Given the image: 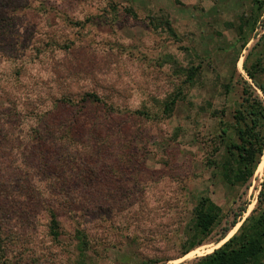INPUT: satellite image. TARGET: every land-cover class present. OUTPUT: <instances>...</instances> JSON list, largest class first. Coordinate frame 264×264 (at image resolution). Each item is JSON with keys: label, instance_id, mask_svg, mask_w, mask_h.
<instances>
[{"label": "rangeland", "instance_id": "obj_1", "mask_svg": "<svg viewBox=\"0 0 264 264\" xmlns=\"http://www.w3.org/2000/svg\"><path fill=\"white\" fill-rule=\"evenodd\" d=\"M164 16L174 33L155 27ZM56 45L62 47L51 49ZM192 67L198 73L190 82ZM255 81L264 85V0H0V202L9 208L1 216L25 236L10 245V264H83L67 232L61 242L44 238L47 218L35 203L65 205L64 195L51 191L80 195L77 214L86 222L113 202V231L106 236L113 246L96 248L89 264L149 257L190 264L221 246L264 204V162L258 171L264 152L247 185L231 186L216 168L222 128L232 132L244 90L264 104ZM179 90L184 97L167 116L162 107ZM86 92L121 108L113 111V145L87 155L95 166L86 158L75 162L78 168L61 165L64 152L78 148L81 155L94 146L84 127L75 135L78 144L61 142L56 130L38 146L34 129L45 126L26 113L49 110V97L77 101ZM38 98L44 100L34 105ZM61 111L50 124L72 122ZM84 164L94 169L92 181L61 178L83 173ZM201 195L222 208V220L203 244L180 256ZM65 209L60 219L70 232L76 217ZM0 252V260L10 256Z\"/></svg>", "mask_w": 264, "mask_h": 264}, {"label": "trees", "instance_id": "obj_2", "mask_svg": "<svg viewBox=\"0 0 264 264\" xmlns=\"http://www.w3.org/2000/svg\"><path fill=\"white\" fill-rule=\"evenodd\" d=\"M131 10L132 9L129 11ZM159 19L160 24H155V27L161 25L174 33L168 18L164 16ZM152 24L154 23L152 22ZM61 47L62 45H56L51 49L55 50ZM197 73L198 68L192 67L187 74V81L192 82ZM248 74L254 79V72L248 70ZM257 86L261 88L264 93V85L258 83ZM244 91L242 108L235 114L236 123L232 132H230L228 128H222L221 138L222 141H224V152L222 159L217 162L216 165V168L222 175L224 181L231 186H244L251 181L264 152L263 100L259 98L258 95H254L253 92H249V89L247 88ZM6 97L9 100L14 99L13 96ZM183 97L184 94L183 92H180V90L171 95L162 107L163 113L167 116L171 115L173 109ZM49 98L52 103L49 110L35 108L31 113H26L29 116L35 117L39 123H42L45 126L44 128L39 127L34 129L33 137L41 140V143H37L39 144L38 146H42V143H44L50 135L53 136L56 130L59 134L58 139H60L61 142L65 143L70 141L73 144H78L75 135H77L78 129L82 126L84 127V134L82 135L86 136L94 146L89 151L81 152V155H79L78 148V152L75 150L64 152V155L59 161L61 162V165L62 163L68 165L67 162H69L72 163L73 167L78 168L75 162L79 161L80 166L85 162V158L86 160H91V157L93 156L97 157L98 154L102 155L104 150L108 152L106 146H103L105 144L113 145V128L111 125L113 124V111H121V108L118 107L117 110L113 107L112 101H109V103L108 100H104L96 92H86L77 101L66 96L60 97L59 99L52 97ZM42 100H44V98L36 99L34 105H38V102H41ZM122 108L124 107L122 106ZM60 110H62L61 112L68 113L72 122H59V118H57L56 123L50 124L49 122L57 117ZM125 110L128 111L129 109L126 108ZM137 111L138 113L147 116L149 115L148 110ZM60 116L64 117V113H61ZM81 122H83V124H81ZM57 123H59L57 126H51L56 125ZM88 154L92 156L87 158ZM92 160L90 161V165H93L92 163L95 162V159ZM94 164H98V162H95ZM80 169L83 173L78 171V174L73 173L69 176H62L61 178L66 180V182H73L74 179H78V181L79 179L81 181H92V173L94 169L90 168L92 169L90 172L86 171L85 164ZM57 178L60 177L57 176ZM32 194L36 198H40V195L33 193V191ZM51 194L54 196L59 195L60 197H63L64 195L65 205L61 202L53 204L46 202L42 206L41 204L39 205L38 202L35 203L34 208L36 209V207H39L40 209H43L47 218L44 238H49L52 242H61L62 236L67 232L72 240L70 245L74 247L73 250L76 255L75 257L83 264H89L90 260H94L96 255L95 252H97L99 247L107 250L113 246V242L111 243L113 239H106V236L113 231V202L110 205H107L104 210H97L98 219L93 217L90 221L86 222L80 219L82 218L81 214H77L80 209V195H74L72 192L61 194L60 192L55 191H51ZM260 195L263 196L259 199L262 203V200H264V188L261 190ZM77 198L79 199V202H77ZM2 205L3 203L0 202V251H6L10 256L6 254L7 258L5 257L1 259L0 263L10 264L13 257L11 253L8 252L10 245L15 241V238V244L22 243V238L25 236L15 235L17 232L13 230L11 231V228H9L12 225L6 224L3 221L1 213L5 214V210L8 211L9 208L8 206H6L7 208L2 207ZM57 205H61V207L56 208ZM259 205L258 211L248 216L237 232L229 237L221 246L215 248L209 253L197 256L190 264H264V204ZM62 207L64 210H66L65 208L68 209V215L76 217V224H74L70 232L63 229L64 224L60 219L62 215L60 214V210H62ZM193 212L194 218L192 226L188 229L189 235L185 242L186 247L180 256L186 255L192 249L203 244L209 238L217 224L221 222L223 217L222 208L208 195H201L198 198L193 208ZM236 223L237 220L235 219L230 226L224 228V231L216 242L225 238L230 228ZM158 261L159 258L154 257L140 258L136 264H156Z\"/></svg>", "mask_w": 264, "mask_h": 264}, {"label": "bare ground", "instance_id": "obj_3", "mask_svg": "<svg viewBox=\"0 0 264 264\" xmlns=\"http://www.w3.org/2000/svg\"><path fill=\"white\" fill-rule=\"evenodd\" d=\"M264 159V156H263ZM263 162L264 160H262V162H260L259 166H258V171H260L263 168Z\"/></svg>", "mask_w": 264, "mask_h": 264}]
</instances>
